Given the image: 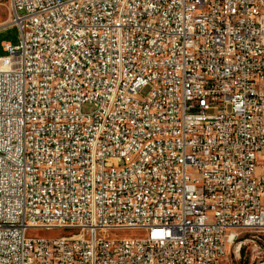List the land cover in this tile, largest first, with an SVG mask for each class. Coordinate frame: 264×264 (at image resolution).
I'll use <instances>...</instances> for the list:
<instances>
[{"label":"built area","instance_id":"built-area-1","mask_svg":"<svg viewBox=\"0 0 264 264\" xmlns=\"http://www.w3.org/2000/svg\"><path fill=\"white\" fill-rule=\"evenodd\" d=\"M8 4L0 264H219L264 231V0Z\"/></svg>","mask_w":264,"mask_h":264},{"label":"rangeland","instance_id":"rangeland-1","mask_svg":"<svg viewBox=\"0 0 264 264\" xmlns=\"http://www.w3.org/2000/svg\"><path fill=\"white\" fill-rule=\"evenodd\" d=\"M10 9L8 0H0V54L1 42L10 41L16 44L18 42V30L14 26H9ZM92 105H84L83 111L90 112ZM77 233L74 229H53V230H30L28 237L38 238H58L61 236H70ZM144 231L139 230H110L101 232L100 237L107 239L114 238H142L145 237ZM241 246L238 250L236 242L219 264H264V231H247L240 235Z\"/></svg>","mask_w":264,"mask_h":264},{"label":"crops","instance_id":"crops-1","mask_svg":"<svg viewBox=\"0 0 264 264\" xmlns=\"http://www.w3.org/2000/svg\"><path fill=\"white\" fill-rule=\"evenodd\" d=\"M4 42L11 43L10 41H2V42H1V54H0V56H3V55L5 54V53H4V50H3V47H2V44H3ZM11 44H14V43H11Z\"/></svg>","mask_w":264,"mask_h":264}]
</instances>
